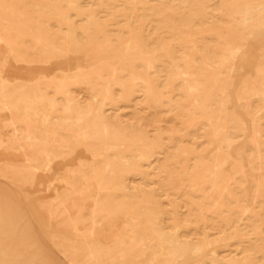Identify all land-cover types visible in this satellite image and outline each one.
<instances>
[{"label":"rangeland","instance_id":"rangeland-1","mask_svg":"<svg viewBox=\"0 0 264 264\" xmlns=\"http://www.w3.org/2000/svg\"><path fill=\"white\" fill-rule=\"evenodd\" d=\"M246 2L0 0V264H264Z\"/></svg>","mask_w":264,"mask_h":264},{"label":"bare ground","instance_id":"bare-ground-1","mask_svg":"<svg viewBox=\"0 0 264 264\" xmlns=\"http://www.w3.org/2000/svg\"><path fill=\"white\" fill-rule=\"evenodd\" d=\"M242 18H243V26H249L253 22L259 20L260 24H263L264 21V0H247L246 5L240 11ZM228 51L230 52L231 56L233 57L234 54L239 53L242 48V38L241 37H231V39L227 43ZM137 47V46H136ZM131 49V48H130ZM136 51V50H135ZM264 72V67H259L258 75H261ZM221 76V75H219ZM139 78V77H138ZM173 78V77H172ZM186 78V77H184ZM178 80V79H177ZM197 82V81H196ZM195 83V81L193 82ZM136 84V83H135ZM146 84V83H143ZM199 84V83H198ZM147 85V84H146ZM155 87V86H153ZM190 89V88H189ZM194 90V89H193ZM192 90V91H193ZM213 90V89H212ZM198 91V90H197ZM195 92V90H194ZM108 93V92H107ZM189 93V92H188ZM211 93V92H210ZM187 95V94H186ZM196 95V94H195ZM194 96V95H192ZM194 98V97H193ZM210 99V98H209ZM186 100V99H185ZM205 102V101H204ZM197 102H195L196 104ZM67 104V103H66ZM69 105V104H68ZM189 106V105H188ZM198 106V105H197ZM90 111V109H89ZM92 113V112H90ZM221 113V112H220ZM89 117V116H88ZM85 120V119H84ZM220 120V118H219ZM83 121V120H82ZM81 121V123H82ZM219 122V121H218ZM68 123V122H67ZM80 123V122H79ZM254 134V133H253ZM217 135V134H216ZM259 137V136H258ZM219 150V149H218ZM4 157V156H3ZM108 169V168H107ZM206 172V171H205ZM216 176V175H215ZM206 177V176H205ZM205 179V178H204ZM202 182V181H201ZM215 185V184H213ZM226 190V189H225ZM213 191V190H212ZM211 191V192H212ZM220 191V190H219ZM218 192V190H217ZM211 194V193H210ZM231 196V195H230ZM221 197V195H220ZM214 206V205H213ZM232 206V205H231ZM217 207V206H216ZM214 207V208H216ZM222 210V209H221ZM189 218V217H188ZM261 230V229H260ZM260 232V231H259ZM92 254V253H91Z\"/></svg>","mask_w":264,"mask_h":264}]
</instances>
